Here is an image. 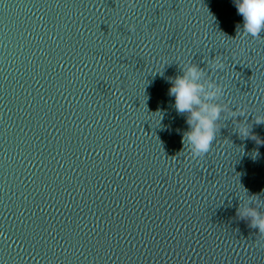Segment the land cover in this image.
<instances>
[{
    "label": "water",
    "instance_id": "water-1",
    "mask_svg": "<svg viewBox=\"0 0 264 264\" xmlns=\"http://www.w3.org/2000/svg\"><path fill=\"white\" fill-rule=\"evenodd\" d=\"M240 22L232 0H0V264H264L236 216L264 144L224 113L193 158L168 95L193 63L264 140V36Z\"/></svg>",
    "mask_w": 264,
    "mask_h": 264
},
{
    "label": "clouds",
    "instance_id": "clouds-1",
    "mask_svg": "<svg viewBox=\"0 0 264 264\" xmlns=\"http://www.w3.org/2000/svg\"><path fill=\"white\" fill-rule=\"evenodd\" d=\"M236 14L241 22L236 25V31L244 36L257 38L264 36V0H232ZM134 32L135 27L129 26ZM208 72L216 73L225 69V64L219 56L208 60ZM206 71L193 63L184 64L182 75L169 78L171 87L168 95L174 98V108L178 114H187L185 123L188 130L182 134V144L193 158H203L208 154L217 140L221 128L222 114L227 113L236 123L235 131L239 137L250 138L257 144H264V140L251 134V127L247 120L237 121V117H244L245 113L239 109L233 111L227 104L218 101L225 95V89L215 80L206 78ZM256 124L264 123V115L255 117ZM247 194V190L244 189ZM255 205V206H253ZM264 206L259 196H248L247 201L239 203L236 216L248 222L252 229H258L259 236L264 238V212L258 211Z\"/></svg>",
    "mask_w": 264,
    "mask_h": 264
}]
</instances>
